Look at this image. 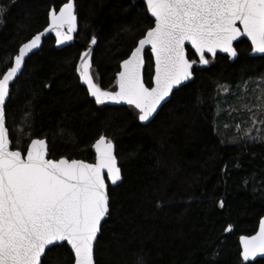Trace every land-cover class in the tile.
Wrapping results in <instances>:
<instances>
[{"label":"trees","instance_id":"trees-1","mask_svg":"<svg viewBox=\"0 0 264 264\" xmlns=\"http://www.w3.org/2000/svg\"><path fill=\"white\" fill-rule=\"evenodd\" d=\"M66 1L0 0L6 9L0 73L18 47L48 25L49 11ZM75 3L76 42L58 50L53 37L45 39L11 88L5 112L13 149L41 138L52 159L93 163L95 140L105 135L113 141L123 180L108 190L110 213L95 246L96 264H247L239 239L253 235L264 216V140L228 143L214 118L221 88L263 77L264 56H252L243 39L235 44V61L218 54L202 67L188 48V58L197 61L194 80L142 125L133 106L96 104L76 68L94 36L93 78L115 90L122 61L154 20L142 0ZM145 62L144 81L151 86L149 51ZM42 264H74L73 253L66 244L53 247Z\"/></svg>","mask_w":264,"mask_h":264},{"label":"snow or ice","instance_id":"snow-or-ice-1","mask_svg":"<svg viewBox=\"0 0 264 264\" xmlns=\"http://www.w3.org/2000/svg\"><path fill=\"white\" fill-rule=\"evenodd\" d=\"M146 5L154 26L122 61L117 90H104L94 82L91 52L81 53L76 71L96 104L125 102L138 110L140 121L149 120L173 89L193 76L197 61L188 58L186 44L202 65L210 62L205 54L215 56L217 50L236 57L233 43L241 37L250 40L253 52L264 54V0H146ZM74 7V0H67L58 11L52 8L44 31L20 45L10 66L0 73V264H42L46 249L62 247L63 242L70 246L74 264H96L101 222L110 213L105 176L113 185L121 180L113 141L105 135L92 145L93 163L64 156L50 159L48 143L41 138L31 139L23 150L11 147L5 112L10 83L45 33L54 32L57 44L73 39ZM5 11L0 7V19ZM90 43H96L94 36ZM146 45L154 56L151 86L142 75ZM256 101L253 126L258 116H264V88ZM240 243L244 261L264 255V219L259 230L240 237Z\"/></svg>","mask_w":264,"mask_h":264},{"label":"rangeland","instance_id":"rangeland-1","mask_svg":"<svg viewBox=\"0 0 264 264\" xmlns=\"http://www.w3.org/2000/svg\"><path fill=\"white\" fill-rule=\"evenodd\" d=\"M264 78L247 79L235 87L223 86L220 90V101L217 102L215 126L221 138L233 143L241 139L264 140V116H258L257 122L251 124V112L257 111L256 97L264 88ZM227 89V91H225ZM253 129L249 131V129Z\"/></svg>","mask_w":264,"mask_h":264},{"label":"water","instance_id":"water-1","mask_svg":"<svg viewBox=\"0 0 264 264\" xmlns=\"http://www.w3.org/2000/svg\"><path fill=\"white\" fill-rule=\"evenodd\" d=\"M142 1H143V3L145 4V6H146V8H147L146 0H142ZM66 2H67V1H66ZM66 2H65V3H66ZM74 6H75V7H74V10H75V13H76V16H77V9H76V3H75V0H74ZM148 14H149V16L151 17V14H150L149 12H148ZM151 18L154 20L153 17H151ZM46 27H47V26H46ZM46 27H45V28H46ZM45 28H44V29H45ZM44 29H43L41 32H43ZM78 31H79V25H78V16H77V30H76V32H74V33L72 34V35H73V39H72L71 41H67V42H64V43H62V44H57V43H56V37H55V33H54V32H47V33H45V34L41 37V41H40V44L38 45V47L35 48V49H33V50L28 54V56L25 58L24 65H23V67H22L20 73H19L18 76L14 79V81L10 83V86H9V97L6 98L5 108H6V105H7L8 101H9V98H10V93H11V88H12V86L15 84V82L18 80V78H19V77L21 76V74L23 73L27 61H28L33 55H35L36 53H38V52L41 51V49H42V47H43V45H44V41H45V39H47V38H49V37H53L54 40H55V47H56V49L61 50V49H65V48L71 46L72 44H74V43L76 42L77 35H78ZM39 33H40V32H39ZM243 39H246V40L249 41V43L251 44L250 40H249L247 37H241L239 40L234 41L233 46L235 47V44L238 43V42H240V41L243 40ZM185 47H186V50H187L188 48H190V49L194 52V49H192L191 46H190L189 44H186ZM94 48H95V44H91V43H90L88 49L86 50V51H90V52H91V68H92V56H93V50H94ZM147 51L150 52L151 56L153 57V61H154V56H153L152 53H151V47L148 46V45H146L145 48H144V50L142 51V56H143V58H144V66H143V68H142V75H143V78H144V71H145V67H146L145 54H146ZM84 52H85V51H84ZM187 54H188V50H187ZM218 54H222V55L230 56V54H228V53H224V52H222V51H220V50H217L215 56H212V54H209V53H206L205 56H206V57L209 56V57L214 58V57H216ZM196 56L198 57V54H196ZM237 56H238V55H237ZM237 56H236V57H231V56H230L231 61H235V60L237 59ZM252 56H254V57H259V56H264V54H261V53H255V52L252 51ZM79 63H80V60H79ZM79 63H78V65H79ZM201 66H202V67H205L206 65H202V64H201ZM91 68H90V73H91V75H92ZM120 70H121V67H120ZM192 71H193V76H192V78H191L190 80H188V81H184V82H182L181 85H179V86H177L176 88H174L173 91H172V93L169 95V97L165 98V100L161 102L160 106H158L157 110L153 113V115L149 118V120H147V121H140V120H139V122H140L142 125H147V124H149L150 122H152V121L155 119V117L158 115V113L160 112V110H161V109H162V108H163V107H164V106H165V105L171 100L172 95L174 94V92L177 91V90H179L180 88H182V87L188 85L189 83H191V82L194 80V78H195V76H194V66H193ZM77 73H78V72H77ZM78 76H79V74H78ZM92 76H93V75H92ZM93 79H94V78H93ZM80 82H81V84L87 89L86 85L83 84V82H82L81 80H80ZM94 82H95V80H94ZM115 90H117V85H116V89H115ZM115 90H112V91H115ZM90 98H91L92 100H94L93 97L90 96ZM94 101H95V100H94ZM104 104H106V105H110V106H131V105H128L127 103H125V102H111V101H109V102H106V103H104ZM136 110H137V109H136ZM137 111H138V110H137ZM6 126H7V123H6ZM9 136H10V134H9ZM46 141H47V140H46ZM113 144H114V143H113ZM11 147L13 148L12 144H11ZM92 151H93V153L95 154V149H94L93 147H92ZM114 152H115V155H116L115 144H114ZM48 158L52 159V158L50 157V152H49V157H48ZM89 163H90V162H89ZM117 164H118V160H117ZM118 166H119V164H118ZM105 179H106V183H108V190H109V187L115 188V187H117L118 185H120L121 182H122V180H123V178H122V172H121V180L118 181L115 185L111 184V183L108 181L107 175L105 176ZM108 194H109V192H108ZM109 203H110V201H109ZM107 217H108V216H107ZM107 217H105V219L101 222V228H102L103 223H104L105 220L107 219ZM261 219H264V216H263ZM261 219H260V220H261ZM258 230H259V225H258V229H257V231H258ZM257 231H256V232H257ZM256 232H255V233H256ZM100 233H101V230H100V232L98 233V238H99V236H100ZM255 233H254V234H255ZM254 234H253V235H254ZM239 243H240V239H239ZM63 244H66V242H63ZM66 245H67V244H66ZM67 246H68V245H67ZM68 247H69V249H70V246H68ZM240 249H241V253H242V245H241V243H240ZM47 251H48V249H46V253H47ZM73 256H74V254H73ZM44 257H45V256L42 257V261H43ZM241 258H242V256H241ZM260 259H264V255H257V256L254 257V258H250L249 261H244L243 258H242V261H243L244 263H247V264H248V263H254V262H256L257 260H260Z\"/></svg>","mask_w":264,"mask_h":264}]
</instances>
